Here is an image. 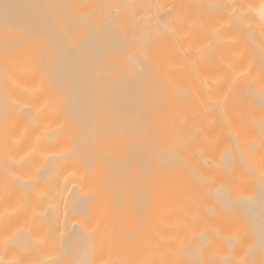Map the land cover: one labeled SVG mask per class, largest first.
Listing matches in <instances>:
<instances>
[{"label": "bare ground", "instance_id": "obj_1", "mask_svg": "<svg viewBox=\"0 0 264 264\" xmlns=\"http://www.w3.org/2000/svg\"><path fill=\"white\" fill-rule=\"evenodd\" d=\"M0 264H264V0H0Z\"/></svg>", "mask_w": 264, "mask_h": 264}]
</instances>
